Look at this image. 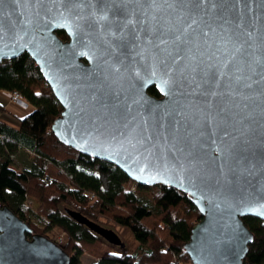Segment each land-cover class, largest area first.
Returning a JSON list of instances; mask_svg holds the SVG:
<instances>
[{
    "label": "water",
    "instance_id": "obj_1",
    "mask_svg": "<svg viewBox=\"0 0 264 264\" xmlns=\"http://www.w3.org/2000/svg\"><path fill=\"white\" fill-rule=\"evenodd\" d=\"M143 1L115 0L117 20L137 21L119 39L118 23L95 22L96 0H3L0 64L36 61L63 106L51 130L64 145L189 195L203 216L184 246L194 264H245L255 236L243 217L264 220V0ZM183 29L187 42H174ZM66 211L125 248L113 229ZM0 264L71 255L0 203Z\"/></svg>",
    "mask_w": 264,
    "mask_h": 264
},
{
    "label": "trees",
    "instance_id": "obj_2",
    "mask_svg": "<svg viewBox=\"0 0 264 264\" xmlns=\"http://www.w3.org/2000/svg\"><path fill=\"white\" fill-rule=\"evenodd\" d=\"M0 90L18 92L33 106L30 113L19 116L15 106L0 101L2 205L26 221L35 234L53 240L54 229L65 232L62 247L71 255V264H81L85 254L96 256L92 264H194L184 246L203 216L189 195L168 185L142 186L113 163L64 145L51 130L63 106L29 54L2 61ZM149 94L161 96L155 86ZM22 153L29 166L16 169L13 158ZM36 201L39 205L34 209ZM63 204L98 224L105 219L127 228L138 241L137 248L129 252L127 247L111 245L107 251L108 242L76 222ZM243 220L255 236L245 264H264V220L256 216Z\"/></svg>",
    "mask_w": 264,
    "mask_h": 264
},
{
    "label": "rangeland",
    "instance_id": "obj_3",
    "mask_svg": "<svg viewBox=\"0 0 264 264\" xmlns=\"http://www.w3.org/2000/svg\"><path fill=\"white\" fill-rule=\"evenodd\" d=\"M9 98L7 100V106L13 105L15 106V108H13V110L19 115H25L26 113H30L33 110V106L31 105H26V103L22 100H13V97H15L14 94L9 93ZM0 101L4 102V97L2 95H0ZM7 120L10 122H12V117L11 116H6ZM14 159V163L12 164V166L16 169H25L29 166L30 160L27 158V156L22 153L20 156H18L17 158H13ZM39 205V202H35L34 205V209H36V207ZM62 209L64 208H68L66 205H62L61 206ZM100 224H102L103 226L113 229L114 231H116L121 240L123 242H125L127 249L129 252H133L137 246H138V241H136V239L133 237V234L130 230H128L125 227H122L114 222H111L109 220H105L103 219L101 222H99ZM64 238L63 244H65V241L67 240V234L65 232H63L60 229H54L52 231V238L53 240L57 241L59 238ZM117 247V246H116ZM119 248V247H118ZM104 249H106L107 251L112 249V246L108 243L104 244ZM121 249V248H120ZM97 261L96 256L90 255V254H85L82 256V263L81 264H92L94 262Z\"/></svg>",
    "mask_w": 264,
    "mask_h": 264
},
{
    "label": "snow or ice",
    "instance_id": "obj_4",
    "mask_svg": "<svg viewBox=\"0 0 264 264\" xmlns=\"http://www.w3.org/2000/svg\"><path fill=\"white\" fill-rule=\"evenodd\" d=\"M97 4L99 5L98 10H95V5H93L94 11L92 13L95 22L103 27L105 23L111 24V23H118L119 24V39H123L125 36V30L129 29L130 27L135 26L137 21L132 18L131 16L126 17L122 20H117L116 17L120 15L119 9L121 5L116 4L115 0H96ZM0 3H3V0H0ZM189 3L192 7H200L204 4L211 3V0H189ZM174 5L169 4L168 7H173ZM185 6V5H182ZM212 7H216L215 3H211ZM148 7L157 8L159 7L158 4L155 3V0H152V2L148 5ZM110 16L112 19H110ZM192 23H196L195 20L192 21ZM192 25L189 24L188 28H191ZM187 29H183L180 31V34H177L174 36V42L176 43H186V34ZM111 34L115 37L117 36L116 32H111ZM166 42V41H162ZM242 47V45H240ZM237 51H239V48H237ZM168 81H162L161 83V90L163 91L165 87L168 85Z\"/></svg>",
    "mask_w": 264,
    "mask_h": 264
},
{
    "label": "built area",
    "instance_id": "obj_5",
    "mask_svg": "<svg viewBox=\"0 0 264 264\" xmlns=\"http://www.w3.org/2000/svg\"><path fill=\"white\" fill-rule=\"evenodd\" d=\"M12 94L15 95V97H13V100H22L23 101V98H22V95L19 94L18 92H13ZM56 241V240H55ZM63 241H64V238H59L56 242L60 245H63Z\"/></svg>",
    "mask_w": 264,
    "mask_h": 264
},
{
    "label": "flooded vegetation",
    "instance_id": "obj_6",
    "mask_svg": "<svg viewBox=\"0 0 264 264\" xmlns=\"http://www.w3.org/2000/svg\"><path fill=\"white\" fill-rule=\"evenodd\" d=\"M151 2H152V0H146V1H143L142 4L149 5ZM58 32H59V34H62V35L65 34L67 36V39H65V41L70 40V38L68 37L67 32L65 30L60 29Z\"/></svg>",
    "mask_w": 264,
    "mask_h": 264
},
{
    "label": "crops",
    "instance_id": "obj_7",
    "mask_svg": "<svg viewBox=\"0 0 264 264\" xmlns=\"http://www.w3.org/2000/svg\"><path fill=\"white\" fill-rule=\"evenodd\" d=\"M9 93L11 92H6V91H3V90H0V95H2L4 97V103L7 105V100L9 98ZM28 105V104H27ZM29 106V105H28ZM31 106V105H30ZM110 229V228H109ZM111 245V244H110ZM113 246V245H112Z\"/></svg>",
    "mask_w": 264,
    "mask_h": 264
}]
</instances>
